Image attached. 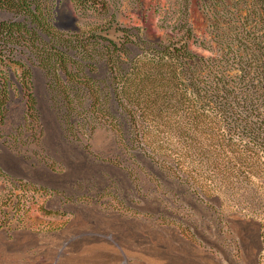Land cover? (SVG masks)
Returning <instances> with one entry per match:
<instances>
[{
    "label": "rangeland",
    "instance_id": "1",
    "mask_svg": "<svg viewBox=\"0 0 264 264\" xmlns=\"http://www.w3.org/2000/svg\"><path fill=\"white\" fill-rule=\"evenodd\" d=\"M155 7L153 0L143 9L122 0L117 26L147 28L160 37ZM66 8L59 13L65 31L92 27L93 17L77 18ZM189 19L195 38L208 40L203 10L193 5ZM114 29L106 37L118 41ZM8 64L0 70L15 82L21 68ZM32 81L35 111L14 85L0 125V231L37 233L42 245L23 264H80V243L94 237L125 251L126 258L119 254L112 264H163L173 253L182 264H264V154L243 150L237 140L179 138L162 127L125 142L100 119L80 125L60 120L45 73L33 68ZM212 147L224 152L198 153ZM94 218L101 230L84 225Z\"/></svg>",
    "mask_w": 264,
    "mask_h": 264
},
{
    "label": "trees",
    "instance_id": "2",
    "mask_svg": "<svg viewBox=\"0 0 264 264\" xmlns=\"http://www.w3.org/2000/svg\"><path fill=\"white\" fill-rule=\"evenodd\" d=\"M121 1L0 0L7 16L0 17V65L14 61L21 68L15 82L0 70V125L14 85L35 111L37 67L64 122L97 118L125 142L149 138L162 127L179 138L237 140L243 150L264 154V0H153L160 37L147 28L118 27ZM132 2L146 6V0ZM193 5L209 18L208 40L193 34ZM67 6L77 18L93 17L92 27L65 31L59 13ZM114 27L118 41L106 37ZM192 45L209 55L193 52ZM96 70L102 75L94 79Z\"/></svg>",
    "mask_w": 264,
    "mask_h": 264
},
{
    "label": "crops",
    "instance_id": "3",
    "mask_svg": "<svg viewBox=\"0 0 264 264\" xmlns=\"http://www.w3.org/2000/svg\"><path fill=\"white\" fill-rule=\"evenodd\" d=\"M100 222V218L88 219L84 225H94L96 229L101 230V227H98L100 226ZM110 236L106 239L110 240ZM94 241L92 243V241L85 239L80 243V264H112L115 259L119 258V254L126 258L125 251L122 249L103 247L97 243L95 237ZM43 245H48V241H45ZM38 246L42 245L39 244V234L37 233L23 232L20 229L15 231H0V264H23L27 256L31 257L34 252L38 251ZM163 260V264L183 263L182 256L175 253L170 254L168 258H163ZM189 262L197 264L196 260L189 259Z\"/></svg>",
    "mask_w": 264,
    "mask_h": 264
},
{
    "label": "water",
    "instance_id": "4",
    "mask_svg": "<svg viewBox=\"0 0 264 264\" xmlns=\"http://www.w3.org/2000/svg\"><path fill=\"white\" fill-rule=\"evenodd\" d=\"M66 2H69V0H66ZM71 20V22H74L75 20L72 18V19H70ZM73 29H75V27H73Z\"/></svg>",
    "mask_w": 264,
    "mask_h": 264
}]
</instances>
